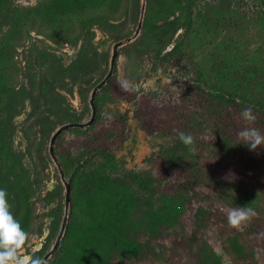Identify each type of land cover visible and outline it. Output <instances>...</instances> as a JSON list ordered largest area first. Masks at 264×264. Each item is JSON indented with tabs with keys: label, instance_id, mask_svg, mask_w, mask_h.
<instances>
[{
	"label": "rangeland",
	"instance_id": "374dc122",
	"mask_svg": "<svg viewBox=\"0 0 264 264\" xmlns=\"http://www.w3.org/2000/svg\"><path fill=\"white\" fill-rule=\"evenodd\" d=\"M120 42L94 122L54 143L62 178L51 139L91 120ZM249 102L264 106L260 0H0V188L20 260L264 264V148L238 136L264 134Z\"/></svg>",
	"mask_w": 264,
	"mask_h": 264
},
{
	"label": "clouds",
	"instance_id": "9594fccd",
	"mask_svg": "<svg viewBox=\"0 0 264 264\" xmlns=\"http://www.w3.org/2000/svg\"><path fill=\"white\" fill-rule=\"evenodd\" d=\"M244 121L251 125L256 116L252 108H244L241 112ZM240 143L246 146L249 151L255 152L258 148H264V134L255 127H247L240 131ZM180 141L185 145L192 144V137L181 132ZM250 207H239L228 213V224L230 227H238L242 222L248 220L253 215ZM27 233L21 228L10 211L7 199V192L0 188V264H44L42 257H34L30 261H21L18 250L24 245Z\"/></svg>",
	"mask_w": 264,
	"mask_h": 264
},
{
	"label": "water",
	"instance_id": "95a60500",
	"mask_svg": "<svg viewBox=\"0 0 264 264\" xmlns=\"http://www.w3.org/2000/svg\"><path fill=\"white\" fill-rule=\"evenodd\" d=\"M122 43H118L115 45L114 47V53H113V56H112V60H111V69H110V72L108 73L107 77L105 78V80L103 82H101L93 91L92 93V97H91V100H90V106L92 108V118L89 122L87 123H71V124H67V125H64L62 127H60L56 132L55 134L53 135L52 139H51V144H50V155L51 157L54 159V161L56 162L61 174H62V178H63V173L60 169V165L58 164V161H57V158H56V155H55V152H54V143L57 139V137L65 130L69 129V128H84V127H87L89 125H91L94 120H95V116H96V106H95V96H96V93L98 91V89L106 82V80L109 79V77H111L112 75V72H113V69L115 67V62H116V58H117V48L118 46H120ZM65 183V187H66V199H65V206H66V217L64 218V222H63V226H62V230L60 232V235L58 237V240H57V243L55 245V248L59 245V242H60V239L62 237V234L64 232V229H65V226H66V221H67V211H68V208H69V205H70V199H71V186L70 184H68L66 181H64ZM53 251H51L45 258H44V263L46 262V260L52 255Z\"/></svg>",
	"mask_w": 264,
	"mask_h": 264
},
{
	"label": "trees",
	"instance_id": "16d2710c",
	"mask_svg": "<svg viewBox=\"0 0 264 264\" xmlns=\"http://www.w3.org/2000/svg\"><path fill=\"white\" fill-rule=\"evenodd\" d=\"M260 1H262V5H264V0H260ZM247 106L252 108L253 110H257V112L264 113V106H262L259 103L249 102V105H247Z\"/></svg>",
	"mask_w": 264,
	"mask_h": 264
}]
</instances>
